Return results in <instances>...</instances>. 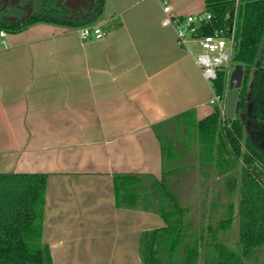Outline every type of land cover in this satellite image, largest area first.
<instances>
[{
    "label": "crops",
    "instance_id": "crops-1",
    "mask_svg": "<svg viewBox=\"0 0 264 264\" xmlns=\"http://www.w3.org/2000/svg\"><path fill=\"white\" fill-rule=\"evenodd\" d=\"M170 1L174 14L206 10V0ZM164 16L160 0H106L94 23L102 38L49 22L0 35V173L47 174L42 238L52 264H141L142 232L166 224L118 206L114 175L161 179L154 126L187 110L201 120L217 104L196 63L199 43L180 45Z\"/></svg>",
    "mask_w": 264,
    "mask_h": 264
},
{
    "label": "trees",
    "instance_id": "trees-1",
    "mask_svg": "<svg viewBox=\"0 0 264 264\" xmlns=\"http://www.w3.org/2000/svg\"><path fill=\"white\" fill-rule=\"evenodd\" d=\"M105 2L95 0L87 18L70 19L63 11L47 6L43 16L25 23L0 20V29L17 32L40 21L78 28L95 23ZM206 10L213 19L202 28V34L214 33L236 20L233 61L245 69L236 110L241 114L229 117L226 113L222 118L217 105L201 120L194 110H187L159 122L154 130L162 144L161 179L143 173L114 175L118 206L155 211L166 222L142 232L141 264H247V257L264 246V148L257 143L256 129L248 117V111L253 109L251 101L259 94L264 80V0H206ZM213 85L214 91L223 95L224 69ZM191 154L202 166H186ZM238 164L242 166L239 178L232 172ZM212 165L226 174L224 186L229 196L240 182L239 250L227 240L234 202L222 205L214 200L208 206L207 196L202 195L204 198L198 201L195 181L180 179L187 170L196 172L197 168ZM192 176L196 180V174ZM206 180L205 176V194ZM46 184L47 174L41 172L0 173V264H52L42 238Z\"/></svg>",
    "mask_w": 264,
    "mask_h": 264
},
{
    "label": "built area",
    "instance_id": "built-area-1",
    "mask_svg": "<svg viewBox=\"0 0 264 264\" xmlns=\"http://www.w3.org/2000/svg\"><path fill=\"white\" fill-rule=\"evenodd\" d=\"M160 1L165 14L162 23L174 27L179 44L185 46L190 39L196 40L199 43L201 51L196 56V63L204 78L210 82L213 91V81L222 69L225 70V91L223 95H219L214 91L213 98L211 99V103L221 107L222 116H225L228 94L230 92L231 73L236 65L233 61L237 44L235 39L236 20L230 26L219 28L214 33L202 34V28L213 19V14L210 11L204 10L186 15L174 14L172 13L170 0ZM236 16L237 9L235 19ZM78 31L83 40L102 38L105 35L102 24L83 25L78 27ZM5 34L6 31L1 29L0 35L3 36Z\"/></svg>",
    "mask_w": 264,
    "mask_h": 264
},
{
    "label": "rangeland",
    "instance_id": "rangeland-1",
    "mask_svg": "<svg viewBox=\"0 0 264 264\" xmlns=\"http://www.w3.org/2000/svg\"><path fill=\"white\" fill-rule=\"evenodd\" d=\"M201 50V49H200ZM235 64V63H234ZM228 108L226 107V113L228 112ZM241 111L236 113L234 116L236 115H240ZM233 116V117H234ZM248 117L250 119V125L254 124V129H257V124L260 123L263 127L260 128V132L259 135L257 137V141H259V143L264 147V80L262 83V87H261V91L258 94V96L255 99V104H254V109L251 110L248 113ZM222 118H225V116ZM226 123V122H224ZM227 124V123H226ZM191 158H195V155L193 156V154H191L188 159L190 160ZM241 169L242 166L240 164H238V166H234V168H232V172L236 173L238 178L240 177L241 174ZM208 173H207V171ZM220 167H215V166H206L204 167V169H200L197 168L196 172H190V171H185V173L182 174V177L180 179H182V182H184L186 180V178H188L190 181L192 182H196V186H197V194H199V196H209V195H213L215 198L217 196L216 201L218 203L226 204L227 201L232 200L235 204V209H234V215H233V222L231 224V227L228 231L227 234V240L228 243L235 249L239 250V221H238V203H239V199H240V182H238V185L236 187V190L233 194H231L229 196V194H227L226 192V188L224 186V181L226 178V174H222V172L220 171ZM185 174V175H184ZM196 174V180H193L191 177H193L192 175ZM207 174V175H206ZM184 175V176H183ZM195 176V175H194ZM206 176V181H207V193H204V187L202 186V181L203 178ZM205 194V195H204ZM210 202L207 203L208 206H211L212 204V200H209ZM208 202V199H207ZM225 209V206L222 207V210ZM246 263L247 264H264V246L256 248L249 257H247L246 259Z\"/></svg>",
    "mask_w": 264,
    "mask_h": 264
},
{
    "label": "flooded vegetation",
    "instance_id": "flooded-vegetation-1",
    "mask_svg": "<svg viewBox=\"0 0 264 264\" xmlns=\"http://www.w3.org/2000/svg\"><path fill=\"white\" fill-rule=\"evenodd\" d=\"M67 1L68 0H0V20L11 24L25 23L30 21L31 19L37 18L39 16H43L45 14L43 12L46 11L47 6H50L51 8L53 7L56 10L63 11L64 16L70 19H76V20L83 19V15L86 13L87 9L82 8L81 6L77 8L68 7L66 3ZM254 104H255V100L251 101L250 105L252 106L253 109H254ZM250 111H248V113ZM261 127L263 126L260 123H258L256 129V133H257L256 139L259 135ZM257 143L261 147H263L259 143V141H257Z\"/></svg>",
    "mask_w": 264,
    "mask_h": 264
},
{
    "label": "water",
    "instance_id": "water-1",
    "mask_svg": "<svg viewBox=\"0 0 264 264\" xmlns=\"http://www.w3.org/2000/svg\"><path fill=\"white\" fill-rule=\"evenodd\" d=\"M67 6L71 8H77L81 6L86 8V13L83 15V18H87L92 14L94 0H68ZM245 69L242 64H236L231 73L230 81V92L228 94L227 107H228V116L233 117L235 111L239 107L238 95L239 88H241L244 80Z\"/></svg>",
    "mask_w": 264,
    "mask_h": 264
}]
</instances>
